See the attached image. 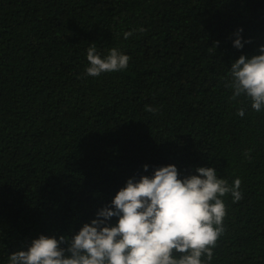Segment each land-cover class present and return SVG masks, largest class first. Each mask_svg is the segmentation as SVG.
Instances as JSON below:
<instances>
[{"label":"trees","instance_id":"16d2710c","mask_svg":"<svg viewBox=\"0 0 264 264\" xmlns=\"http://www.w3.org/2000/svg\"><path fill=\"white\" fill-rule=\"evenodd\" d=\"M93 45L128 67L86 76ZM260 45L264 0H0V264L40 235L70 239L169 164L241 180L206 264H264V110L225 86Z\"/></svg>","mask_w":264,"mask_h":264},{"label":"clouds","instance_id":"9594fccd","mask_svg":"<svg viewBox=\"0 0 264 264\" xmlns=\"http://www.w3.org/2000/svg\"><path fill=\"white\" fill-rule=\"evenodd\" d=\"M240 32L233 40L237 49L243 47ZM131 35V31L123 34L124 39ZM86 59L85 75L98 77L125 70L130 57L111 48L101 58L93 45ZM229 77L225 86L232 89L230 99L244 95L255 112L264 110V45L259 54L240 55L231 64ZM237 114L243 117L245 112L241 108ZM244 155L251 159L248 152ZM143 168L146 171L148 165ZM196 173L180 178L175 165L169 164L156 168L151 177L129 178L111 200L112 207L98 210L96 218L70 239L40 235L27 250L12 252L8 264H206L225 231L227 209L222 198L231 194L233 202L241 200V180L237 177L229 185L212 167H198ZM114 216L115 225H109ZM65 243L67 248L61 246Z\"/></svg>","mask_w":264,"mask_h":264}]
</instances>
